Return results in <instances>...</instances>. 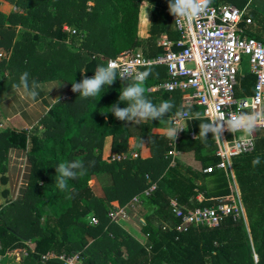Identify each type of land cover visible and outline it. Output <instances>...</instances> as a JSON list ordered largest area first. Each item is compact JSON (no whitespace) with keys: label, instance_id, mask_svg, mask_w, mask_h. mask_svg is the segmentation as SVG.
<instances>
[{"label":"trees","instance_id":"16d2710c","mask_svg":"<svg viewBox=\"0 0 264 264\" xmlns=\"http://www.w3.org/2000/svg\"><path fill=\"white\" fill-rule=\"evenodd\" d=\"M5 1L15 10L0 11V48L8 56L0 59V74L7 73V77H0V91L18 84L25 72L30 83L59 78L71 86V81L80 82L85 75L91 78L98 65H105L101 56L113 57L142 46L143 34L147 38V54L154 57L162 48L155 46L153 38L166 30L172 17L168 0ZM211 1L239 7L249 2ZM248 14L259 22L263 18L258 12L248 10ZM64 25L74 28L75 33L66 31ZM260 37L257 35V39ZM145 70L151 74L143 84L144 95L156 105L171 101L174 107L169 116L196 107L184 103L179 92L148 91L166 79V68L152 65ZM240 81L244 92H251L255 76L247 72ZM123 86H128L127 82L121 85L117 78L108 89L105 86L107 91L101 96L82 98L73 92L55 102L39 122L41 133L35 128L0 130V180L6 181L11 148L26 150L30 163L23 196L0 205V253L30 240L34 251L29 252L27 264H62L57 258L42 262L40 255H69L76 251L81 252L84 264H264V137L257 132L255 149L231 159L247 223L245 217L234 219L228 215L216 227L191 224L186 230H178L181 219L172 212L170 199L187 208L214 205L230 192L231 174L216 168L220 158L212 133H208L206 141L184 133L177 144L180 151H194L201 170L185 166L178 159L169 167V139L152 131L167 127L163 120L136 125L107 113ZM199 123L204 120H194L192 127L198 134ZM106 136L112 138L114 153L126 152L128 137L135 136L145 143L150 156L141 157L139 153L137 157L103 161ZM257 156L259 169L251 171L249 166ZM77 160L85 166L83 174L68 180L67 187L61 190L55 183L56 166ZM207 166L214 167L213 171L203 172ZM93 178H102L101 196L95 192ZM153 183L155 189L144 196L143 190ZM200 190L205 199L198 201ZM137 194L142 196V202L134 207L140 206L145 244L107 216L112 202L122 206ZM91 215L98 219L94 225L89 222ZM87 237L92 240L89 242Z\"/></svg>","mask_w":264,"mask_h":264},{"label":"built area","instance_id":"2783aa9c","mask_svg":"<svg viewBox=\"0 0 264 264\" xmlns=\"http://www.w3.org/2000/svg\"><path fill=\"white\" fill-rule=\"evenodd\" d=\"M172 21L178 37L170 39L162 36L157 42L163 49L160 54L148 57L142 51L130 49L113 57H104V63H115L117 70H126L130 78L143 72L144 67L163 65L166 68V79L152 85L148 91L179 92L185 103L200 107L201 116L210 122L214 118L227 120L232 115H256L251 134L242 130L232 133L225 124L220 139L214 136L215 152L220 158L216 168L229 169L233 157L255 149L257 130H264V39L246 34L247 25L253 23L247 5L215 4L210 0L205 11L191 22L183 18L175 19L173 15ZM64 29L71 34L75 33V29L68 25H64ZM244 56L248 57L249 72L255 76L250 95L244 92L238 94V90H241L239 75ZM3 57L8 56L5 51H0V59ZM189 121L187 118L178 119V126L185 130L178 133L175 142L167 137L166 157L169 158V167L176 164L179 155L177 144L182 134L196 137V133L189 129ZM127 157L130 156L125 153H112L107 161H119ZM213 169L208 166L203 168V172H211ZM146 178L149 179L148 175ZM155 187V183L151 184L143 190V195H150ZM141 202L142 196L137 194L125 205L111 206L107 216L113 222L124 219L127 217L128 206L134 207ZM170 206L172 212L181 219L178 230H186L191 224L216 227L228 215L234 219L244 217L243 203L235 186L214 205L187 208L180 206L175 199H170ZM89 222L94 225L98 219L91 215ZM53 258L59 259L62 264H84L80 251L69 255H56L53 252L40 255L42 262Z\"/></svg>","mask_w":264,"mask_h":264},{"label":"crops","instance_id":"0c3cea01","mask_svg":"<svg viewBox=\"0 0 264 264\" xmlns=\"http://www.w3.org/2000/svg\"><path fill=\"white\" fill-rule=\"evenodd\" d=\"M251 2H252V0H249V2L246 4L248 6V10L252 11V12H258L263 16V18L261 19L260 22L257 20H253V23L251 25L254 24L255 26L256 25L258 26L257 30H259V33H262L263 39H264V13L262 12L263 10H259V9H257V7L256 8L250 7ZM0 3H1L0 11H2L3 13H9V8H10V6H13V5L11 3L5 1V0H0ZM142 28H144V31H145L146 22L143 24ZM173 31L177 32L175 30V26H174V23H173L172 17H171V21H170L168 27L166 28V30L161 32V34L159 36L153 38L155 46L162 48L161 46L157 45V42L164 35L167 36L168 38H170L169 37L170 34L175 33V32L173 33ZM177 37H178V33H177V36L175 33V35L170 39H176ZM142 41H143V43L144 42L146 43L145 47L142 44V46L135 48V50L142 51L146 56L152 57V56H149L147 54L148 47H147V38H146L145 34H143V36H142ZM144 48H145V51L143 50ZM0 51H4V49L0 48ZM161 52H163V49ZM103 58L104 57L101 56V59H103ZM248 72H249V70H248ZM4 74H5L4 76L0 74V77H3V78L7 77V73L5 72ZM59 81H61L60 87L54 88L49 93V95H48L47 91H44L36 99H33V98L27 96L26 94H22V93L15 91V89H14L15 85L12 87H9L3 91H0V124L4 125V127H10V128H16V129H29V128H33L36 125H39L41 118L47 113V111L50 109V107L55 102L65 98V97H68L73 92L71 90V86L69 84H67V82H65L59 78H51V79L48 78L45 80L35 81V82L41 83V84H47L48 82H52V83L57 84V86H58ZM240 84H241V81H240ZM240 89L241 90H238V94H241L242 92H244V90L242 88V84L240 86ZM252 90H253V88H252ZM252 90H251V92H247V93L244 92V93L250 95L252 93ZM180 96H181V94H180ZM181 99H182V96H181ZM182 101L184 102L183 99H182ZM188 111L191 114H193L194 117L196 116V114H199V118H197V119L204 120V123L210 122L207 118L201 116L200 107L196 106V107L192 108L191 111L190 110H188ZM193 121L194 120H190L188 122L189 123L188 124L189 129H191V130L193 129L192 128L193 127ZM167 127L164 126V128L163 127L153 128L152 131L154 133L163 134L164 137L167 138V136H166ZM193 131H195V130L193 129ZM195 133L197 136L198 133L196 131H195ZM227 136L229 137L230 134L228 133ZM191 138L195 139V137H191ZM213 139H214V136H213ZM111 140H112L111 136H106L104 138V142H103L101 158L103 161H106V162H109V161H107V157H109V155L114 153L111 150ZM256 142H257V140H256ZM214 148L216 150L215 142H214ZM26 152H27L26 150H22L19 148H11L8 151L7 165H6V170H5V174H4L6 177V181L2 182L0 180V205L1 206L5 205L10 200L21 198L23 196L25 190H26V185H27L28 177H29V173H30V163L27 159ZM124 153L130 157H135L134 154H136V157H137L139 153H140L139 155H141V157L150 156V151L146 147L145 143L140 142L139 139L135 136L128 137L127 148H126V152H124ZM248 153H250V152H248ZM243 154H245V153H243ZM239 155H241V154H239ZM177 159L185 166H190L195 170H201L200 160H198L195 157L193 150H188V151H180L179 150V155H178ZM243 162H241V163H243ZM251 166H249V169L251 171H255V170L259 169L258 166H255V167L253 165H251ZM245 169H247L246 164H245ZM226 170H227V172H229L231 174V176H230L231 180L229 181V185H228L229 190H231V188L235 186L237 189V192L240 195L239 187H238L237 181L235 180V176L233 173L231 161H230L229 169H226ZM202 171H203V169H202ZM101 179L102 178H100V179L93 178L91 180V183L95 184V186H93V187L95 189L96 194L99 196L102 195L101 185L103 182ZM205 181L207 182V179ZM198 183L202 184L203 180L202 181L199 180ZM203 194H204L203 191L199 192L196 196V199L198 201L205 199ZM111 205L115 206V205H117V202H112ZM138 207L140 208V206H138ZM138 207L128 208L127 217L124 219H121L119 221H116L114 223H117L118 225H120V227L123 230H125V232H127L129 235H131L139 243L145 244L147 242V237H146L145 233L142 232L141 227H140V220H141L140 215L141 214L138 211ZM244 217H245V212H244ZM245 221H246V217H245ZM246 223H247V221H246ZM87 240L90 242L92 240V238L87 237ZM120 249L123 251L125 250L123 245L120 246ZM33 251H34V244L30 240H26V241H24V244L22 246L12 248L10 250L5 251L4 253H0V264H27L28 262H30L27 260V258H29L28 254H29V252L31 253ZM255 256H256V254L254 255V257ZM32 259H34V258L32 257ZM162 264H166V263L163 262Z\"/></svg>","mask_w":264,"mask_h":264},{"label":"clouds","instance_id":"9594fccd","mask_svg":"<svg viewBox=\"0 0 264 264\" xmlns=\"http://www.w3.org/2000/svg\"><path fill=\"white\" fill-rule=\"evenodd\" d=\"M210 0H168L169 13L177 18L191 22L195 17L205 11ZM82 74L86 72H81ZM150 70H145L130 78L127 71H118L117 65L109 62L106 65H98L91 78L86 75L80 82L75 80L71 81V90L74 93H79L82 98L96 97L98 94L101 96L111 86L114 81L119 78L121 85L127 82L128 86H123L120 91L119 98L116 103L109 106V111L117 120L124 121L129 124L140 125L142 122L148 121H161L163 120L167 127V137L176 140L180 131L185 129L178 126V119L195 120L199 118V114L194 117L189 111L178 110L174 115L169 116V113L174 107L171 101H162L158 105L153 104L145 95V88L143 84L146 78L150 75ZM28 73H23L19 78V83L14 86L15 91L26 94L27 96L36 99L42 92L49 93L54 89L60 87L55 83L48 82L47 84L37 83L35 81L29 82ZM131 79V82L129 80ZM59 98V97H58ZM59 102V100H58ZM125 103L126 106L121 108L119 105ZM256 115H232L229 119L219 120L214 118L208 123H199V134L195 137H200L202 141H206L208 133L220 139L223 126L227 125V130L235 133L242 130L245 133L251 134L256 123ZM260 163V157L257 156L253 159L252 164L255 167ZM85 166L81 161H73L69 163H60L56 166L55 183L57 186L64 190L67 187V181L76 179L78 175H82Z\"/></svg>","mask_w":264,"mask_h":264},{"label":"rangeland","instance_id":"374dc122","mask_svg":"<svg viewBox=\"0 0 264 264\" xmlns=\"http://www.w3.org/2000/svg\"><path fill=\"white\" fill-rule=\"evenodd\" d=\"M0 5H1V3H0ZM250 7H255V8L257 7V9L263 10L262 12L264 13V0H252ZM14 9H15L14 6H10L9 12L12 11V10H14ZM257 28H258V26L257 25L255 26L254 24L253 25H247V27H246V34L247 35L254 36L255 38H257V35L261 34V37H260V39H261L263 35H262V33H259V30H257ZM145 44L146 43L144 42L143 43V46L144 47H145ZM143 50L145 51V48ZM240 69H241V72H240V75H239V79L241 78L242 75H244L245 73H247L248 70H249L248 57L247 56H244L243 57V61H242V64H241ZM4 128H6V127H4V125H1L0 124V130H2ZM34 128L37 131H39V133H41V131H42L41 125H36L33 128H29V129H34ZM257 132H258V135L260 137H264V130L263 129H258ZM93 186H95V184H93Z\"/></svg>","mask_w":264,"mask_h":264},{"label":"water","instance_id":"95a60500","mask_svg":"<svg viewBox=\"0 0 264 264\" xmlns=\"http://www.w3.org/2000/svg\"><path fill=\"white\" fill-rule=\"evenodd\" d=\"M255 258L257 259V257L255 256Z\"/></svg>","mask_w":264,"mask_h":264}]
</instances>
